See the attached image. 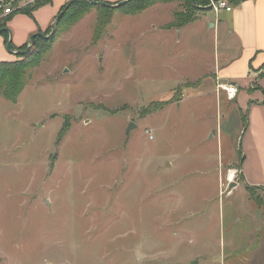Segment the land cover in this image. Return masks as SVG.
<instances>
[{
  "label": "rangeland",
  "instance_id": "1",
  "mask_svg": "<svg viewBox=\"0 0 264 264\" xmlns=\"http://www.w3.org/2000/svg\"><path fill=\"white\" fill-rule=\"evenodd\" d=\"M209 4L197 5V18ZM89 8L76 7L86 13L77 24L62 17V38L29 71L17 103L0 91V264H258L251 255L225 258L224 242L251 229L244 190H227L228 171L239 166H224L231 156L240 162V114L221 118L216 98L223 113L231 102L218 88L203 96L202 81L178 87L189 68L173 71L176 58L162 52L186 43L143 38L150 18L132 30L111 25L131 8ZM11 18L0 62L17 59L11 37L18 53L34 35L51 36L56 21L46 7Z\"/></svg>",
  "mask_w": 264,
  "mask_h": 264
},
{
  "label": "crops",
  "instance_id": "2",
  "mask_svg": "<svg viewBox=\"0 0 264 264\" xmlns=\"http://www.w3.org/2000/svg\"><path fill=\"white\" fill-rule=\"evenodd\" d=\"M71 1L74 0H45L38 9L49 8L56 19L58 13ZM94 1L116 6L128 0ZM198 1L210 2V0ZM228 2L233 11L223 10L216 13L209 8V5L207 14L181 28H169L168 25L173 23L177 9L183 3L163 0L153 3L140 13H126L120 18H114L111 25H114V22L129 24L132 30L150 18L148 24L153 31L143 34V38L149 33H160L167 38L176 39L180 45L186 43L183 51L164 49L167 52H162L165 56L176 58L175 63L168 64L173 71L179 70L178 64L186 69L189 68L181 76L177 83L178 87L185 81L193 83L202 81L199 90H204L203 96L206 97L216 91L218 84L231 83L239 86L240 93L236 101L228 100L231 102V106L228 107L230 112L223 113L221 100L218 98L216 100L221 105L218 114L221 118H233L234 112H237L236 115L240 114L236 117V121L239 117H244L241 123L236 124L235 121L237 130L235 140L240 145V162L236 164L231 156L224 166H239L242 182L235 183L236 186L230 188L228 194H234L237 189L244 190L251 205V229L244 228L241 234L243 237L233 234L228 242H224V249L229 252L225 258L239 262L247 260L248 255H251L253 261L264 264V73L260 74L264 72V0H241L238 3L229 0ZM163 11H166L170 18L159 22L156 16ZM185 33L189 34L186 39ZM208 37L213 38L216 47L214 59L206 63L203 60H207V53L213 43L211 39L206 40ZM203 66L206 67L202 68ZM222 96L226 97L224 93Z\"/></svg>",
  "mask_w": 264,
  "mask_h": 264
},
{
  "label": "trees",
  "instance_id": "3",
  "mask_svg": "<svg viewBox=\"0 0 264 264\" xmlns=\"http://www.w3.org/2000/svg\"><path fill=\"white\" fill-rule=\"evenodd\" d=\"M157 1H162V0H131V2L127 3L126 5L120 7V8H131L128 13L136 14L140 13L143 10L147 9L149 6L153 5V3ZM165 2H177L180 1L184 5V9L186 10V15L182 17V15L177 12L175 16V20L173 23H171L169 28H181L183 26L192 24L194 21L197 20V13L201 12L202 10L198 9V7L194 4L193 0H163ZM197 1V5H202L201 2ZM229 1V0H227ZM235 3H238L241 0H230ZM144 2V3H143ZM87 4L90 6L89 9L91 8H105V9H112L108 6L105 5H95L91 3L89 0H76L75 2L72 3L71 7L67 9L68 5L65 6L61 12L65 11V17H68L72 15L71 19H73L72 23L77 24L79 21H81L86 15V13H80L76 7L79 5H85ZM210 5V4H209ZM208 5V6H209ZM42 4L38 5L37 7L33 9L26 10L29 14H32V12L38 8H40ZM205 6V4H204ZM83 8V7H81ZM82 10V9H81ZM88 10V9H87ZM83 11V10H82ZM86 11V10H84ZM60 12V13H61ZM61 20L57 25L60 24ZM108 24V22H104L101 27H99V34L102 33L104 25ZM7 26V21L0 20V32L2 29H6L5 27ZM103 27V28H102ZM52 29V28H51ZM56 32L50 39H45L44 44L40 50H32L27 56H24L23 54L19 53L17 54V59L12 61V62H0V91L3 93L5 98L9 100L10 102L17 103L21 97V95L24 92V89L26 88L28 79L30 77L29 71L38 67L42 63V59L54 48V46L57 43V40L63 35L65 32L61 26H57ZM53 31V29H52ZM0 34H8V32H3ZM38 38L36 39L37 42ZM36 45V43L34 44ZM29 43H27L26 46L22 47L19 49V52L21 51H27L29 47ZM170 102H165V103H160L155 107V111H160L165 106L169 105ZM69 131V122H66L62 130L60 131V136H59V141L58 144L64 139L66 134ZM251 192L253 190L249 189Z\"/></svg>",
  "mask_w": 264,
  "mask_h": 264
},
{
  "label": "built area",
  "instance_id": "4",
  "mask_svg": "<svg viewBox=\"0 0 264 264\" xmlns=\"http://www.w3.org/2000/svg\"><path fill=\"white\" fill-rule=\"evenodd\" d=\"M45 0H0V20L6 21V19H10L14 17L16 14H20L26 12V10L33 9L41 4ZM211 9H213L216 13H220L223 10L228 12L233 11L232 6L227 0H211L210 4ZM264 73L263 71L260 73ZM218 91L223 92L226 95L227 100L236 101L239 96L240 88L238 85L225 83L218 84ZM240 172V171H239ZM238 170H229L228 171V187L227 190L230 189V186L233 183H239L237 179Z\"/></svg>",
  "mask_w": 264,
  "mask_h": 264
},
{
  "label": "water",
  "instance_id": "5",
  "mask_svg": "<svg viewBox=\"0 0 264 264\" xmlns=\"http://www.w3.org/2000/svg\"><path fill=\"white\" fill-rule=\"evenodd\" d=\"M76 0H74V1H71V3L68 5V7H67V9L68 8H70L71 7V5H72V3L73 2H75ZM91 3H93V4H95V5H105V6H108V7H110V8H117V7H122V6H124V5H126L127 3H129V2H131V0H128V1H125V2H122V3H120V4H118V5H116V6H111V5H107V4H103V3H97V2H95L94 0H89ZM216 1H219V0H216ZM193 2H194V4L197 6V1L196 0H193ZM210 9H211V7H209ZM65 12V11H64ZM64 12H62V13H60V16H58L57 18H56V21H55V23L53 24V26H52V29H53V32H52V34H51V36H49V37H46L43 33L42 34H37V35H34L32 38H31V41H30V46L28 47V49H27V51H21V52H18V53H15V52H13V50H12V48H13V45H12V37H11V40H10V42L8 43V51H9V53L10 54H12V53H14V54H19V53H21V54H23L24 56H27L31 51H32V47L34 46V44H35V41H36V39L37 38H46V39H50L53 35H54V33L56 32V28H57V24L59 23V21L61 20V18L65 15L64 14ZM3 32H10V30H8V29H2L1 30V32L0 33H3ZM135 127H136V125H134V124H130V126L128 127V129H127V133L129 134V132L131 131V130H133V129H135ZM236 186V184L235 183H233L231 186H230V188H233V187H235Z\"/></svg>",
  "mask_w": 264,
  "mask_h": 264
}]
</instances>
